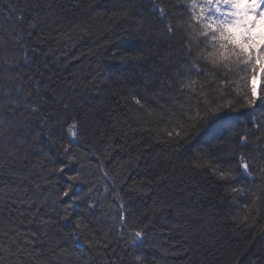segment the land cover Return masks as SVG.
I'll use <instances>...</instances> for the list:
<instances>
[{"label": "trees", "instance_id": "1", "mask_svg": "<svg viewBox=\"0 0 264 264\" xmlns=\"http://www.w3.org/2000/svg\"><path fill=\"white\" fill-rule=\"evenodd\" d=\"M159 2L135 0L120 17L127 0H0V87L35 97L14 106L0 92V264H136L135 254L145 264H264V209L254 226L240 225L234 217L251 198L194 166L206 155L234 166L226 149L237 138L210 142L205 128L163 144L138 119L133 97L165 104L187 62L180 36L153 14ZM162 3L173 19L184 10V0ZM166 80L172 86L162 89ZM73 117L77 140L67 133ZM243 126L252 130L244 151L260 166L264 147ZM76 172L86 182L68 200L61 193ZM239 179L261 186L259 177ZM145 225L146 240L130 246L131 231Z\"/></svg>", "mask_w": 264, "mask_h": 264}, {"label": "snow or ice", "instance_id": "2", "mask_svg": "<svg viewBox=\"0 0 264 264\" xmlns=\"http://www.w3.org/2000/svg\"><path fill=\"white\" fill-rule=\"evenodd\" d=\"M134 8L135 0H127L114 15L126 17ZM183 9L173 19L162 0L153 5V14L158 16L165 33L180 36L187 62L181 65L183 78L179 72L176 74L177 93L170 94L165 104L157 101L158 106L153 108L141 98L133 97L140 109L138 119L150 124L152 127L148 130L155 129V138L163 144L186 143L205 128L210 142L232 144L229 137H236V147L226 149L228 157H235L234 166L231 159H226L223 163L227 166L222 167L208 155L197 158L194 166L211 170L234 196L251 198V204L234 219L244 227H252L255 213L264 209V164L257 166L252 153L244 151L251 144L252 130L244 127L243 121L247 120L255 129L257 147H264V115L257 117V113L264 114V0H184ZM165 86L172 85L166 80L161 88ZM15 91L20 94L18 97H13L10 87L8 90L0 87V92L14 106L25 97H33L31 91L25 92L22 88ZM30 102L35 103V97ZM33 110L38 111V106ZM67 133L72 140L78 139L80 124L75 117ZM62 147L68 153L69 162L75 161L70 145ZM65 167L59 171L64 173ZM239 177L251 180L252 185L259 177L261 186L249 187ZM68 180L70 183L61 195L71 200L77 198L75 184L86 181L80 172L68 175ZM118 207L123 213L124 204ZM121 220L126 221L127 217L121 214ZM77 227H81L79 221ZM146 227L131 231L130 246L136 248L143 244L147 238ZM134 260L136 264H145L142 254H135Z\"/></svg>", "mask_w": 264, "mask_h": 264}]
</instances>
